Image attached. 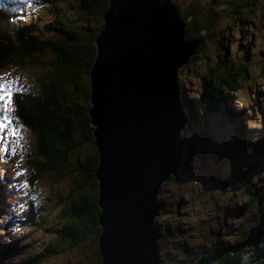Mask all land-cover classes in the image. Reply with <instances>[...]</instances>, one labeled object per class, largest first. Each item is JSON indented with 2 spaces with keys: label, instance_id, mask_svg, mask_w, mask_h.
<instances>
[{
  "label": "rangeland",
  "instance_id": "1",
  "mask_svg": "<svg viewBox=\"0 0 264 264\" xmlns=\"http://www.w3.org/2000/svg\"><path fill=\"white\" fill-rule=\"evenodd\" d=\"M190 1L171 0L175 7L178 6L182 10ZM229 1L196 0L195 2L204 9L210 8L218 12L223 11ZM253 1L250 18L245 21L237 15L230 14L220 19L211 31L213 33L211 39H206L204 43L200 40V44L203 45L195 64L185 67L178 73L182 82V94L194 97L203 82L201 77H204L207 68H210L216 60L220 61L222 67L235 65L236 62L247 64L245 78L239 81L236 86L238 89L228 92L226 103L224 98L222 99L218 111L223 114L222 108L227 105L233 114L232 118L240 113L236 118L241 119L250 138L257 133V128H262L259 122L264 116V0ZM2 2L4 11L13 14L10 21H0V35L4 39H10L16 27L22 25H30L28 32H32L38 39L54 36L62 38L45 30L43 24L58 20L60 16L73 19L74 7L77 5V0H65L56 4H42L35 0H2ZM251 7L250 3V11H252ZM97 36L98 33L95 38ZM33 61L37 62L33 63ZM51 62L46 52L34 60L12 61L0 69V77L14 81L11 111L5 113L3 101H0V124L6 125L0 130V264H33L32 260L28 262L26 259L41 250L54 230L56 233L61 230L64 223L60 219L59 222L57 221V215H60L62 205H68L71 200L69 193L74 187L73 182L77 180V169L74 168L81 160L80 157L90 152L88 144L75 147L71 153L65 154L61 173L53 170L40 172L39 176H34V180L29 184V168L23 162L25 154L32 152L33 166L37 168L38 163L45 160L41 155H37L31 133L14 117L12 95L15 92L35 89L37 76L42 75L45 69L51 68ZM93 62L94 57L91 66ZM0 83L3 81L0 80ZM86 85L87 81L83 78L75 82L74 90L81 100L85 97ZM65 92L70 96L72 91L66 86ZM5 116L8 117L7 121ZM238 129L237 123L231 126L220 115L212 112L203 115L199 124H192L188 129L183 130L184 134L180 138L182 154L186 151L190 157L189 167L183 166L178 171L177 181L161 185L156 195V198L171 212L164 213L155 225L158 230L164 226L169 227L176 236L174 241L166 244L165 250L158 255V258L171 259L189 251L190 246L199 244V230L217 229L221 224L222 230L228 232L229 229L245 221L247 215L235 216L231 212V205L236 198L243 195L240 189L245 179L257 185L264 184V152L247 156L236 155L231 142ZM9 131H13L14 134L9 136ZM253 139L257 140V137L251 138V145ZM95 151L97 152L96 147ZM214 152L219 153L216 161H213L212 157ZM242 174H246V177L240 178ZM216 176L226 180L219 182L214 179ZM179 200L182 206L176 214L172 209ZM226 213L228 217L225 216ZM230 236L233 240V236ZM184 237L187 241H184ZM191 239L194 240L192 245H188L182 253L176 251ZM97 244L99 245L98 238ZM90 258L92 253L88 250L87 254L81 255V262ZM78 263V256L67 251L53 254L38 264Z\"/></svg>",
  "mask_w": 264,
  "mask_h": 264
},
{
  "label": "trees",
  "instance_id": "2",
  "mask_svg": "<svg viewBox=\"0 0 264 264\" xmlns=\"http://www.w3.org/2000/svg\"><path fill=\"white\" fill-rule=\"evenodd\" d=\"M35 1L42 4H56L65 0ZM108 1L77 0L73 19L60 16L58 20H51L43 24L45 30L58 34L62 38L54 36L38 39L32 32H28L30 25L17 26L10 39H4L0 35V69L6 67L12 61L34 60L46 52L52 61L51 68L45 69L42 75L37 76L35 89L15 92L12 95L14 117L22 127H25L31 133L37 148V155H41L45 160V162L38 163L39 167L37 168L33 166L32 152L25 154L23 162L29 168V184L34 180V176H39L40 172L53 170L61 173L65 162V154L71 153L75 147L88 144L90 149V152L81 156V160L76 164L74 169H77V180L73 182L74 187L72 192L69 193L71 200L68 205H62L63 209L60 215H57V221L59 222L60 219L64 223L61 230L57 233L54 230L49 237V241L43 244L41 250L32 255L31 258L26 259L28 262L32 260L38 264L53 254L71 251L78 256V264H101L97 244L100 233L98 220L101 210L97 204L98 190L96 191V189L98 183L95 179L98 157L93 145V127L88 115V109L91 105L89 102L88 73L96 52L95 36L101 30L102 15L108 8ZM195 1L191 0L183 10L176 4L177 7L175 8L178 18L186 21V35L191 39L199 37L203 43L206 39H211V31L220 19L232 14L246 21L253 12V0H230L225 9L218 12L212 11L210 8L204 9ZM250 3L252 4V11L249 10ZM3 8V2L0 0V21H10L13 14L6 13ZM203 43H199L193 55L177 69V93L180 107L186 116L183 130L188 129L192 124H199V120L203 115L214 112L231 126H234L235 123L238 124L239 129L233 135L234 138L231 142L233 152L236 155L247 156L263 153L264 117L261 120L262 128L255 136L257 140L253 139L251 145L250 140L254 137H249L250 134L244 128L240 118H236L240 113L232 118L233 114L227 105L224 109L222 108L223 114L218 111L222 99L224 98L226 103L228 92H234L238 89L236 86L239 81L245 78L247 64L236 62L235 65L222 67L220 61L216 60L210 68H207L204 77H201L203 82L198 88L197 95L188 97L182 94V82L178 77V73L185 67L195 64ZM35 62L33 61V63ZM80 78L87 81L86 94L82 100L74 90L75 82ZM197 84L199 86V77ZM66 86L72 91L70 96L65 92ZM183 130L180 133V138L184 134ZM187 156V152L184 151L181 156L180 168L170 174L167 180L162 183V186L170 182H176L178 171L183 166L189 167L190 157ZM212 157L213 161H216L219 153L214 152ZM245 177L246 174L240 176V178ZM214 179L219 182L226 180V178L220 176H216ZM240 191L243 195L235 199L231 205V212L235 216H239L241 210L246 208L247 214L250 215L247 220L229 229L228 232L222 230L221 224L218 225L217 229L199 230V244H193L194 240L191 239L185 243L184 247L176 249L178 253H182L188 245L193 244L190 246L189 251L187 250L188 252L186 251L181 256L171 259L159 258V263L194 264L201 253L226 248L236 241L243 240L248 227L255 224L259 217L264 216V184L257 185L245 179ZM156 200L161 204V210L158 216L153 219L152 226L159 236L156 240V249L159 255L165 250L166 244L174 241L176 236L167 226H164L161 230L157 229L156 221L164 213H170L171 211L166 209L158 198ZM181 206V200H179L175 208L172 209L173 213L177 214ZM229 206L230 204H228ZM225 216L228 217V213ZM230 235L233 236V240ZM184 241H187V238L184 237ZM86 248L87 251H85ZM88 250L92 253V258L81 262V255L83 253L87 254ZM248 251L249 248H241L233 253L226 252L215 264H243V257ZM253 264H264V258Z\"/></svg>",
  "mask_w": 264,
  "mask_h": 264
},
{
  "label": "water",
  "instance_id": "3",
  "mask_svg": "<svg viewBox=\"0 0 264 264\" xmlns=\"http://www.w3.org/2000/svg\"><path fill=\"white\" fill-rule=\"evenodd\" d=\"M185 25L171 0H109L102 15L88 73L101 264H160L152 223L161 204L155 199L180 168L186 123L177 69L201 40L190 39ZM244 247L250 251L243 264L264 258V216L242 241L201 253L194 264H214Z\"/></svg>",
  "mask_w": 264,
  "mask_h": 264
},
{
  "label": "snow or ice",
  "instance_id": "4",
  "mask_svg": "<svg viewBox=\"0 0 264 264\" xmlns=\"http://www.w3.org/2000/svg\"><path fill=\"white\" fill-rule=\"evenodd\" d=\"M0 80L3 83H0V101H3V108L5 113L11 111L10 104H11V94L13 93L14 89L12 87L14 81L8 80L6 77H0ZM5 120H8V117L5 116ZM5 124H0V130L5 128ZM13 131H9L8 135H13ZM26 186V185H24Z\"/></svg>",
  "mask_w": 264,
  "mask_h": 264
},
{
  "label": "clouds",
  "instance_id": "5",
  "mask_svg": "<svg viewBox=\"0 0 264 264\" xmlns=\"http://www.w3.org/2000/svg\"><path fill=\"white\" fill-rule=\"evenodd\" d=\"M262 117H264V116H262ZM262 117L260 118V122H259V125H260V126H261V120H262ZM240 120H241V119H240ZM261 127H262V126H261ZM257 130H258L257 133H256L255 135H253V137H255V136L259 133V131H260L261 129L257 128ZM252 225H254V224H252ZM252 225H251V226H252ZM249 227H250V226H249ZM249 227H248V228H249ZM241 241H242V240H241ZM238 242H240V241H236V242H234L233 244H236V243H238ZM233 244H232V245H233ZM230 246H231V245H230ZM244 248H245V247H244ZM240 249H241V248H240ZM249 251H250V248H249ZM249 251L246 252V254H248ZM246 254H245V255H246ZM260 260H261V259H260ZM254 263H255V262H254ZM252 264H253V263H252Z\"/></svg>",
  "mask_w": 264,
  "mask_h": 264
},
{
  "label": "flooded vegetation",
  "instance_id": "6",
  "mask_svg": "<svg viewBox=\"0 0 264 264\" xmlns=\"http://www.w3.org/2000/svg\"><path fill=\"white\" fill-rule=\"evenodd\" d=\"M239 215H247V217L245 216V220H247L249 218V216H250V215L247 214L246 208L244 210H241V212L239 213Z\"/></svg>",
  "mask_w": 264,
  "mask_h": 264
},
{
  "label": "bare ground",
  "instance_id": "7",
  "mask_svg": "<svg viewBox=\"0 0 264 264\" xmlns=\"http://www.w3.org/2000/svg\"><path fill=\"white\" fill-rule=\"evenodd\" d=\"M154 197H155V196H154ZM155 200H156V199H155ZM152 227H153V226H152ZM221 256H222V255H221ZM221 256H220V258H221ZM220 258H219V259H220ZM219 259H218V260H219ZM218 260H217V261H218ZM217 261H216V262H217ZM216 262H214V264H215ZM200 264H208V262H202V263H200Z\"/></svg>",
  "mask_w": 264,
  "mask_h": 264
}]
</instances>
